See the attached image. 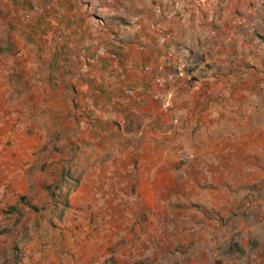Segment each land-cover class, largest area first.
<instances>
[{
    "label": "crops",
    "instance_id": "0c3cea01",
    "mask_svg": "<svg viewBox=\"0 0 264 264\" xmlns=\"http://www.w3.org/2000/svg\"><path fill=\"white\" fill-rule=\"evenodd\" d=\"M248 1L114 0L109 21L129 20L119 39L82 23L67 72L0 49V264H196L210 227L174 207L191 200L189 170L264 149L263 45L218 14ZM10 6L0 0V25ZM193 17L220 51L191 69ZM148 65L186 76L161 90Z\"/></svg>",
    "mask_w": 264,
    "mask_h": 264
},
{
    "label": "rangeland",
    "instance_id": "374dc122",
    "mask_svg": "<svg viewBox=\"0 0 264 264\" xmlns=\"http://www.w3.org/2000/svg\"><path fill=\"white\" fill-rule=\"evenodd\" d=\"M113 1L3 0V3L11 5V8L4 13L8 25H0V49L12 51L24 62L25 55L29 54L35 56L37 64L41 61L50 68L59 67L60 70L66 71L68 63L80 62L82 23H93L98 34H106L112 29L111 37L119 39L120 33L116 32L117 28L114 27L117 24L109 21L113 17L110 14ZM254 1H248L243 10L221 8L218 9V14L220 19L226 16L225 23H230L226 28L228 34L232 33V22L237 18L242 19L246 44L257 39L263 45L259 50L264 54V0ZM131 11L135 17L136 9ZM26 14L30 15V19L25 18ZM177 17L180 18L178 21H182L179 13ZM123 21L117 27L128 24L129 20L127 18ZM206 21L205 19L198 22L194 17L190 19V32L195 37V41L191 42L195 45L190 52L191 69L203 66L207 57L220 51L217 49V37H212V41L209 39L210 27ZM54 24H58L65 35L63 43H52L43 39V35L52 32ZM211 28L213 32L220 29L216 24ZM137 29L132 26L126 31L133 35L137 33ZM90 36L89 34L88 37ZM208 42H211L212 46L209 47ZM227 45L231 48V43ZM18 53H23V57H19ZM38 53L46 57L39 59ZM71 56L74 60L69 58ZM233 60L235 56H231L229 61ZM86 64L89 65L88 61ZM244 65L252 66L249 58H246ZM81 127L79 122V148L90 144L85 138L82 140L81 132L84 130L81 131ZM68 129L72 127L68 126ZM231 152L211 154L208 161H211L214 167L210 166L204 171L189 170L188 176L196 181L195 186L187 192L191 197L190 202L180 200L181 198L176 196L174 198L173 203L178 214H184L188 209L189 213H194L193 220H196L197 224L210 227L206 230L209 245H201L200 250H195L196 264H264V149L259 155L237 154L235 150ZM199 181H204V184ZM179 191L178 187V197L181 193ZM203 240V237L196 235L195 242L202 243Z\"/></svg>",
    "mask_w": 264,
    "mask_h": 264
},
{
    "label": "built area",
    "instance_id": "2783aa9c",
    "mask_svg": "<svg viewBox=\"0 0 264 264\" xmlns=\"http://www.w3.org/2000/svg\"><path fill=\"white\" fill-rule=\"evenodd\" d=\"M25 18L27 20L30 19V15L26 14ZM43 39L52 43H63L65 41V35L60 29V26L58 24H54L52 32L43 35ZM17 55L19 57H23V53H18ZM144 71L149 74H152L155 71L153 82L155 86L161 90L168 89L171 85L177 83L179 79L186 76V72L184 70L169 71L165 67H156L154 69L149 65L144 68ZM127 94L133 95L134 91L127 90ZM167 107H171V104L168 103Z\"/></svg>",
    "mask_w": 264,
    "mask_h": 264
}]
</instances>
